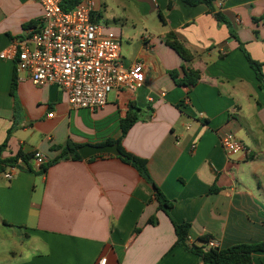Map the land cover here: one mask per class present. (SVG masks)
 Masks as SVG:
<instances>
[{
	"label": "crops",
	"instance_id": "crops-1",
	"mask_svg": "<svg viewBox=\"0 0 264 264\" xmlns=\"http://www.w3.org/2000/svg\"><path fill=\"white\" fill-rule=\"evenodd\" d=\"M93 1L96 21L120 40L122 64H142L143 86L113 90L93 113L71 110L61 89L37 87L15 73L12 60L0 59V158L30 156L11 180L0 175V264H200L175 244L169 218L190 224V246L208 247L206 236L222 249L264 242V141H249L243 124L258 119L264 126V93L244 56L264 73V0H213L225 22L203 4L180 0H114L120 11L109 0ZM41 15L35 0H0V52L28 36ZM169 32L193 55L191 63L165 45ZM181 67L199 71L194 86L174 83L169 72ZM130 104L138 119L121 138L119 121ZM226 133L246 153L225 154ZM116 139L146 161L172 202L169 218L150 183L118 156L60 160L44 172L32 160L35 151L48 163L67 143ZM241 163L251 166L255 189L240 186ZM252 261L264 264V253Z\"/></svg>",
	"mask_w": 264,
	"mask_h": 264
},
{
	"label": "built area",
	"instance_id": "built-area-1",
	"mask_svg": "<svg viewBox=\"0 0 264 264\" xmlns=\"http://www.w3.org/2000/svg\"><path fill=\"white\" fill-rule=\"evenodd\" d=\"M35 1L42 8L35 28L0 52V59L14 62L15 73H25L37 87H58L66 94L69 109L91 113L105 106L112 90L135 92L142 88V64H122L120 40L96 21L93 0L81 1L68 11L61 9L62 0ZM220 145L227 155L246 153L244 144L232 133L224 134ZM32 160L37 168L46 162L39 151L32 154ZM23 164L17 159L3 173L4 179L11 180ZM207 245L215 247L216 243L210 240ZM96 264H105V259Z\"/></svg>",
	"mask_w": 264,
	"mask_h": 264
},
{
	"label": "trees",
	"instance_id": "trees-1",
	"mask_svg": "<svg viewBox=\"0 0 264 264\" xmlns=\"http://www.w3.org/2000/svg\"><path fill=\"white\" fill-rule=\"evenodd\" d=\"M183 4L193 7L200 4H203L207 7L208 12H213L214 17L218 22H225V18L218 11H214L213 8V0H180ZM80 3V0H62L61 1V9L64 11H68L73 9L77 4ZM257 22V19H254ZM164 43L169 48H171L183 61V63H191L193 60V55L184 47L181 41L177 39L174 33L169 32L164 36ZM244 56L247 60V63L250 69L254 72L256 80L259 82V90L264 93V73L261 70V64L253 59L244 52ZM15 70V69H14ZM179 73H181V77H179ZM170 77L174 81V83L178 86L184 87H192L194 86L199 78V71L181 67V71H170ZM15 88V79L12 81V90ZM137 109L133 105L128 106V110L125 113V116L120 119V130H121V138L125 136L128 130L132 127V125L138 119L136 114ZM7 140V139H6ZM6 141H4L0 145V153L2 149L5 147ZM113 143L117 144V149L119 151L118 158L125 164L132 166L138 174L143 177L150 185L154 191V199L158 204V209L164 212V214L169 218V210L172 207V202L168 201L163 194L159 191L157 186L153 183L146 166V161L139 157H136L128 152H126L120 146V139L116 140H106L105 142L99 144V146L111 145ZM80 146L72 143H67L65 147L61 148L59 155L48 163L42 164L39 168L42 172L46 170V168L55 162L60 160H80L81 156L78 153V148ZM22 159L23 162H27L30 158L29 155H24L22 153H17L16 156L8 159L0 158V175L3 174L7 167L12 165L17 161V159ZM171 224L173 226L174 234L176 237L175 244L183 248L185 251L196 255L200 261V264H253L252 254L255 252L264 253V242L259 243H242L230 246L228 248H218L215 247H194L190 246L187 242V234L190 228V224L182 223L177 224L171 218H169ZM150 225L155 224V219L150 218L148 220ZM138 231V230H137ZM210 237L206 236L203 238L205 243L207 244L210 241Z\"/></svg>",
	"mask_w": 264,
	"mask_h": 264
},
{
	"label": "rangeland",
	"instance_id": "rangeland-1",
	"mask_svg": "<svg viewBox=\"0 0 264 264\" xmlns=\"http://www.w3.org/2000/svg\"><path fill=\"white\" fill-rule=\"evenodd\" d=\"M108 7L110 9H112L113 11H120L117 9V6L114 2V0H109L108 3H107ZM112 95H113V90L110 91L107 95V97L109 98V100H111L112 98ZM257 121V125H254L255 123H250V122H244L243 120V124L246 128V131L248 133V137L247 135L243 134L242 138H248L249 141H253V140H256V139H259V140H262L264 141V126H261L260 123H259V120L256 119ZM256 126V127H255ZM246 141V140H245ZM258 150V149H256ZM7 170V169H6ZM5 170V171H6ZM237 174H238V181H239V184L240 186H249V187H252L253 189L256 188V181L253 179L252 177V168L251 166H248V164H239V169L237 171Z\"/></svg>",
	"mask_w": 264,
	"mask_h": 264
},
{
	"label": "water",
	"instance_id": "water-1",
	"mask_svg": "<svg viewBox=\"0 0 264 264\" xmlns=\"http://www.w3.org/2000/svg\"><path fill=\"white\" fill-rule=\"evenodd\" d=\"M78 153L83 159H88L96 155H112L119 156V151L117 149V144L113 143L111 145L104 146H92V145H83L78 148Z\"/></svg>",
	"mask_w": 264,
	"mask_h": 264
}]
</instances>
